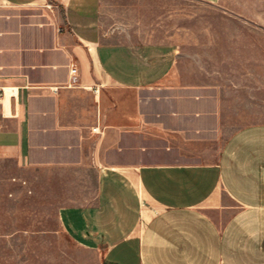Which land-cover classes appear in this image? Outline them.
Returning a JSON list of instances; mask_svg holds the SVG:
<instances>
[{"label":"crops","instance_id":"0c3cea01","mask_svg":"<svg viewBox=\"0 0 264 264\" xmlns=\"http://www.w3.org/2000/svg\"><path fill=\"white\" fill-rule=\"evenodd\" d=\"M100 12L0 0V168L93 171L82 230L111 264H264V123L225 133L182 41L114 42Z\"/></svg>","mask_w":264,"mask_h":264},{"label":"rangeland","instance_id":"374dc122","mask_svg":"<svg viewBox=\"0 0 264 264\" xmlns=\"http://www.w3.org/2000/svg\"><path fill=\"white\" fill-rule=\"evenodd\" d=\"M100 22L114 42L182 41L189 67L222 92L225 133L264 123V0H101ZM96 181L91 170L5 163L0 264H111L80 219Z\"/></svg>","mask_w":264,"mask_h":264},{"label":"built area","instance_id":"2783aa9c","mask_svg":"<svg viewBox=\"0 0 264 264\" xmlns=\"http://www.w3.org/2000/svg\"><path fill=\"white\" fill-rule=\"evenodd\" d=\"M79 71L76 65H72L70 68V78L67 84L68 87H77L79 86ZM2 98V92H0V99Z\"/></svg>","mask_w":264,"mask_h":264}]
</instances>
